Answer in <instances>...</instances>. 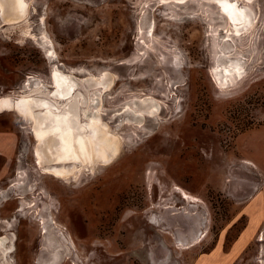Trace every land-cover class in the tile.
<instances>
[{
  "label": "rangeland",
  "instance_id": "rangeland-1",
  "mask_svg": "<svg viewBox=\"0 0 264 264\" xmlns=\"http://www.w3.org/2000/svg\"><path fill=\"white\" fill-rule=\"evenodd\" d=\"M227 1L244 24L211 0H23L0 17V103L61 111L58 73L117 146L41 166L32 117L0 108V264H264L247 213L264 185V0Z\"/></svg>",
  "mask_w": 264,
  "mask_h": 264
},
{
  "label": "bare ground",
  "instance_id": "bare-ground-1",
  "mask_svg": "<svg viewBox=\"0 0 264 264\" xmlns=\"http://www.w3.org/2000/svg\"><path fill=\"white\" fill-rule=\"evenodd\" d=\"M211 1L221 6V10L231 22L237 25L246 22L245 12L231 5L227 0ZM24 6L23 0H0L1 20L4 23L19 20L24 16ZM53 84V97L65 101L63 109L57 113L54 112L56 109L51 102L36 98L19 101L15 105L3 101L0 103V108H16L18 112L32 117L38 139L36 154L39 165L74 161L91 164L94 159L108 162L115 156L117 146L115 141L107 136L105 129L102 130L101 125L81 124L80 107L86 103L84 96L75 93L73 81L58 73L53 76ZM109 156L110 158L107 159ZM54 174L61 176L64 172L55 171Z\"/></svg>",
  "mask_w": 264,
  "mask_h": 264
},
{
  "label": "crops",
  "instance_id": "crops-1",
  "mask_svg": "<svg viewBox=\"0 0 264 264\" xmlns=\"http://www.w3.org/2000/svg\"><path fill=\"white\" fill-rule=\"evenodd\" d=\"M253 133L254 134L256 133V135L259 134L252 141V144L257 148L256 154H255L257 159L256 160L254 159V162L258 164L259 158L264 159V126L253 131ZM253 155L254 154H251L252 157ZM247 213H255L252 217L254 218L253 223H263L264 222V185L258 191V196L255 198H252V200L250 201Z\"/></svg>",
  "mask_w": 264,
  "mask_h": 264
}]
</instances>
